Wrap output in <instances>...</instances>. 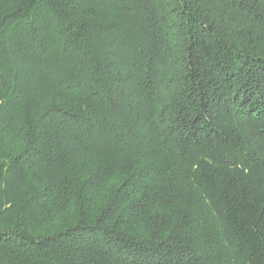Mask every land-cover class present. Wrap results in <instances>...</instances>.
<instances>
[{
  "label": "trees",
  "instance_id": "obj_1",
  "mask_svg": "<svg viewBox=\"0 0 264 264\" xmlns=\"http://www.w3.org/2000/svg\"><path fill=\"white\" fill-rule=\"evenodd\" d=\"M0 264H264V0H0Z\"/></svg>",
  "mask_w": 264,
  "mask_h": 264
}]
</instances>
